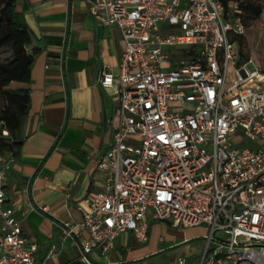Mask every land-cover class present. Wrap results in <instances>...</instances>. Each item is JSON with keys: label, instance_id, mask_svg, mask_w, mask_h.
<instances>
[{"label": "built area", "instance_id": "2783aa9c", "mask_svg": "<svg viewBox=\"0 0 264 264\" xmlns=\"http://www.w3.org/2000/svg\"><path fill=\"white\" fill-rule=\"evenodd\" d=\"M85 1L125 47L118 73L99 78L104 88L118 86L120 123L96 166L101 190L84 198L80 222L66 224L64 235L81 239L70 264H95L91 254L112 251L127 231L146 243L151 219L206 226L198 264H264V74L238 65L242 8L227 10L222 0ZM12 162L0 155V264H36L38 248L6 203Z\"/></svg>", "mask_w": 264, "mask_h": 264}, {"label": "crops", "instance_id": "0c3cea01", "mask_svg": "<svg viewBox=\"0 0 264 264\" xmlns=\"http://www.w3.org/2000/svg\"><path fill=\"white\" fill-rule=\"evenodd\" d=\"M16 11L31 33L27 51L36 55L30 111L16 133L20 145L16 154H5L13 160L6 203L15 209L23 235L38 248L36 264H70L81 255V239L74 233L65 236L66 224L80 222L84 198L101 190L103 177L96 166L120 123L118 86L104 88L99 78L104 70L118 73L125 45L117 28L102 26L89 14L85 0H16ZM161 224L167 223L150 220L146 243L127 231L112 251L103 254L97 248L91 259L95 264H145L197 236L205 241L208 233L206 226L172 227L188 233L166 241ZM88 235L82 230L83 239ZM53 246L57 254L50 256ZM203 251L195 258L179 254L171 264L179 258L198 264Z\"/></svg>", "mask_w": 264, "mask_h": 264}, {"label": "trees", "instance_id": "16d2710c", "mask_svg": "<svg viewBox=\"0 0 264 264\" xmlns=\"http://www.w3.org/2000/svg\"><path fill=\"white\" fill-rule=\"evenodd\" d=\"M222 1L227 10L238 4L243 15L251 19L259 18L263 11L260 0ZM31 41V33L16 11V0H0V51L12 53V59L0 62V155L11 151L16 154L20 145L16 142V133L30 111V84L36 55L27 51ZM243 64L239 60L238 65Z\"/></svg>", "mask_w": 264, "mask_h": 264}, {"label": "rangeland", "instance_id": "374dc122", "mask_svg": "<svg viewBox=\"0 0 264 264\" xmlns=\"http://www.w3.org/2000/svg\"><path fill=\"white\" fill-rule=\"evenodd\" d=\"M259 3L263 7L261 16L257 19H251L250 17L243 15L246 31L242 36V39L240 38L237 41L240 50L239 60L244 62L243 65H247L252 70L257 69L260 73L264 74V0H260ZM10 59H12V53L9 50L0 51V62H7ZM231 77L233 76L231 75ZM184 109L185 110H182V112L187 110V108ZM172 111H179V109L173 105ZM160 226L162 236L166 241L169 239H176L178 233H188V230H182V228H172L167 224H161ZM202 233L203 231L190 232V235L192 234L197 236ZM172 234L174 237H172ZM204 245L205 241L201 238V236H197L189 242L180 244L174 249L153 257L145 264H171L173 259L179 254L187 256V254L191 253L195 258L199 256Z\"/></svg>", "mask_w": 264, "mask_h": 264}]
</instances>
